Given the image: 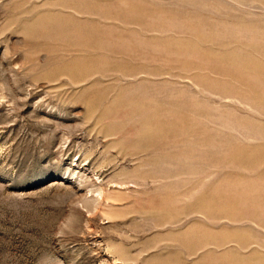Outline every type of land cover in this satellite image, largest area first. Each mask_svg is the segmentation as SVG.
Here are the masks:
<instances>
[{"label": "rangeland", "instance_id": "obj_1", "mask_svg": "<svg viewBox=\"0 0 264 264\" xmlns=\"http://www.w3.org/2000/svg\"><path fill=\"white\" fill-rule=\"evenodd\" d=\"M0 264H264V0H0Z\"/></svg>", "mask_w": 264, "mask_h": 264}]
</instances>
